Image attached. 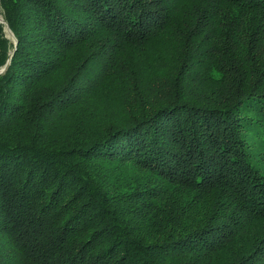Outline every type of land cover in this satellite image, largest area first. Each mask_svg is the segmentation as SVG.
Instances as JSON below:
<instances>
[{
	"label": "trees",
	"instance_id": "1",
	"mask_svg": "<svg viewBox=\"0 0 264 264\" xmlns=\"http://www.w3.org/2000/svg\"><path fill=\"white\" fill-rule=\"evenodd\" d=\"M0 15V264H264V0H0ZM167 39L152 64L170 74L127 82L101 127L82 116L130 51Z\"/></svg>",
	"mask_w": 264,
	"mask_h": 264
},
{
	"label": "rangeland",
	"instance_id": "2",
	"mask_svg": "<svg viewBox=\"0 0 264 264\" xmlns=\"http://www.w3.org/2000/svg\"><path fill=\"white\" fill-rule=\"evenodd\" d=\"M0 18H2L1 15ZM5 30H6V26H5ZM6 33L8 34L7 36L14 42L13 35H11L7 30ZM172 44H174V42H172L170 39L164 40L160 42V44H158V46L155 47L153 50L151 49L148 50V53L145 55V57L142 58L138 56L137 54L138 51H130L128 54V58H130V61L127 62V67H126V63H124L117 70V72L113 73L112 77L109 80H107L106 84L96 89L95 92L84 98L87 99L86 107L88 108L86 109V111L82 110L81 104L78 105L82 110V116L88 118V121L91 122L92 125L94 122L95 124H98L101 127L102 123L105 122L109 123L112 120V118L116 116L115 107L117 111L119 105L118 100H121V98H125V91H127L128 89V87L126 86L127 82L139 78L138 81L135 82L136 84L140 86L147 84L148 76L150 74L153 75V71L149 67H152L154 69L162 68L164 70H168L167 67H164L162 65H166L169 63L170 54L174 49V46ZM102 45L103 44L99 40V42L96 43L95 47H93L94 51L96 49H99ZM89 49L88 50L82 49L81 52L80 50L74 52L69 57L72 61H70L69 64L64 65L66 66V68L64 69L63 72L68 73L69 76H71L72 73L77 69V65H79L81 60L80 58H84L86 53L89 52ZM87 55L86 58H89V55L88 56ZM152 61L155 62L162 61L163 63L166 64H161L160 66L158 63V64H154L156 67H153ZM7 63L5 64L7 65ZM99 63L101 64V61H99V56H91V59L86 64L87 66L86 68H88L91 65H94L95 67ZM122 71H124L123 76L128 75L124 80L121 79ZM173 74H175V71L173 72ZM55 79L56 76L51 81L46 82L45 85H41L42 93L47 92L49 89L53 87L52 84L57 83ZM192 88L193 91L199 89V87H196L195 85L192 86ZM193 91L190 90L188 94H193ZM79 118H81V116H79L78 114H76L75 116L71 114L67 116L63 115L62 117L58 115V117H55L53 121L55 128L49 125L47 129L48 133L47 134L44 133V134L45 136L47 135L58 136L60 135L61 132H68V130L71 131L72 129H74L73 126H71L73 124L71 119H73L74 121ZM87 128H84V130H86Z\"/></svg>",
	"mask_w": 264,
	"mask_h": 264
},
{
	"label": "water",
	"instance_id": "3",
	"mask_svg": "<svg viewBox=\"0 0 264 264\" xmlns=\"http://www.w3.org/2000/svg\"><path fill=\"white\" fill-rule=\"evenodd\" d=\"M0 21L1 22H5L4 20H3V18H0ZM6 30L11 34V35H13V33H12V31L8 28V25L6 24ZM13 40H14V43H16V38L14 37V35H13ZM9 61V58L7 59V62ZM6 62V63H7ZM5 66H6V64L0 69V72L2 71V70H4L5 69Z\"/></svg>",
	"mask_w": 264,
	"mask_h": 264
}]
</instances>
